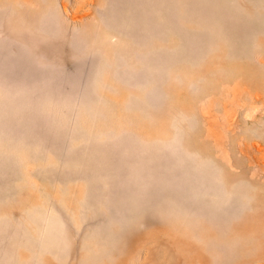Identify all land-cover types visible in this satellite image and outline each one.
Instances as JSON below:
<instances>
[{"label": "rangeland", "instance_id": "1", "mask_svg": "<svg viewBox=\"0 0 264 264\" xmlns=\"http://www.w3.org/2000/svg\"><path fill=\"white\" fill-rule=\"evenodd\" d=\"M0 264H264V0H0Z\"/></svg>", "mask_w": 264, "mask_h": 264}]
</instances>
